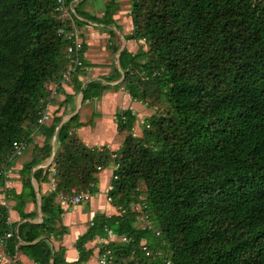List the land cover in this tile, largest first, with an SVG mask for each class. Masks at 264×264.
I'll use <instances>...</instances> for the list:
<instances>
[{"label": "trees", "instance_id": "trees-1", "mask_svg": "<svg viewBox=\"0 0 264 264\" xmlns=\"http://www.w3.org/2000/svg\"><path fill=\"white\" fill-rule=\"evenodd\" d=\"M71 1H77L78 28L89 22L120 30L113 19L117 0L107 2L101 17L81 10L86 0ZM55 3L0 0V172L13 142L28 145L34 129L44 136L19 170L22 192L4 191L21 218L34 217L23 212L34 195L32 179L48 181L49 173L33 169L51 156L53 138L56 143L55 187L40 198L41 223H21L17 235L5 239L16 225L7 223L8 210L0 204L6 252L19 251L35 264H69L64 249L47 242L68 232L55 199L96 194V175L117 164L107 195L123 212L95 213L76 240L78 259L71 264L86 263L92 253L85 244L106 238L108 230L129 240L106 245L118 264H163L141 252L143 241L171 264H264V0H130L132 31L123 37L142 46L134 54L120 52L119 69L101 81L121 80L112 87L155 109L141 138L132 133V110L116 113L117 128L125 133L116 151L88 149L72 132L82 126L78 113L62 124V115L54 114L50 124L36 126L45 84L60 81L69 66L68 41L58 30L70 28L57 18ZM82 61L84 69L71 76L81 105L111 89L100 80L82 86L76 77L89 66ZM162 103L170 109L165 116L156 107ZM137 204L152 229L137 228Z\"/></svg>", "mask_w": 264, "mask_h": 264}, {"label": "crops", "instance_id": "crops-1", "mask_svg": "<svg viewBox=\"0 0 264 264\" xmlns=\"http://www.w3.org/2000/svg\"><path fill=\"white\" fill-rule=\"evenodd\" d=\"M103 1V10L105 5L109 0ZM130 0H117L118 8L120 11L121 7H125V2ZM124 3V4H122ZM129 6H126V10L124 12H128L129 14ZM128 7V8H127ZM118 11V12H119ZM104 11H102L103 14ZM116 12V13H118ZM125 15V20L127 21L126 27L124 28V32L122 35V41H118L115 45L113 42L115 32L113 34H109V29L101 30L102 32L98 33H90L85 35V51L83 52V60L88 62L89 66L85 67V71L83 74L78 75L76 80L82 83L84 86L85 83L90 82L92 80H100L102 85L111 86V89L106 90L102 93L99 99L86 101L81 105V94L74 93L73 89V79L70 82L62 84L59 88L56 97L52 100L50 106V114L51 118L47 124L51 123L52 117L54 114L62 115V120L60 124L69 120L70 117L78 113V122L82 124L81 127L77 129H73L72 132L74 135L90 150L92 149H102L106 147L109 151H116L121 146L125 133L119 131L117 128L116 122V113L122 110L131 109L132 114L136 116V122L132 130L138 129L136 126L138 115L141 116V113H136L137 109L140 107L137 101H133L128 92L124 90L123 87L113 88L112 86L121 82V80L115 82H105L101 81V78L104 76H109L113 72V70H118V55L123 50L128 51L129 53H136L139 46H142L141 42H136L133 40L126 41L123 36L128 35L132 31V23L130 16ZM102 16V15H101ZM100 16V17H101ZM117 17L116 15H114ZM118 18H113L115 21ZM130 19V20H129ZM92 23H86L85 25L89 26ZM103 27V25H99ZM99 36L101 42L104 40V44H101L100 41L98 43H94L91 40L90 35ZM117 40V39H116ZM117 48V52H113V48ZM110 52L113 54V57L110 56ZM141 104V103H140ZM143 105V104H142ZM93 106V107H92ZM84 107V109H83ZM106 107L107 112L102 109ZM95 108V109H94ZM57 111V112H56ZM142 117V116H141ZM44 136L41 131L37 129L31 130L30 132V142L27 145L26 150L24 151L25 158H17L7 167V180L5 182V186L0 189V204L4 202V206L8 210V224H15L17 227L19 224L28 222L32 224H40L42 221V214L40 212V198L42 195H46L52 192V175H51V163L54 157V153L56 150L55 139L53 138L52 145V154L49 158L43 160L38 166H36L33 170L41 168L44 172L47 170L48 181H43V177L37 184L32 179L33 186V197L25 200V206L23 212L25 214L33 213L34 217L31 219L21 218L16 210H14L15 201L12 198H6L4 191L8 190L9 192H13L15 194H20L22 192V182L19 177V170L22 168L23 163L30 161L34 155L36 154V149L40 148L43 145ZM107 174L106 177H103ZM112 171L109 166L96 175L98 179V183L96 187L98 188V192L93 195L91 202L86 204L87 211L83 212V204L77 206H67V204L63 203L62 197L58 196L55 199V202L60 205V207L64 210V213L61 217L60 224L65 226L68 232L60 237L50 238L47 242L50 246L57 250L60 247L64 249V259L67 263L71 264L77 261L78 252L76 250V240L79 236L83 235L89 225L91 224L92 217L95 213H104L106 216L116 214L115 208L108 204L105 200V190L110 184L112 180ZM104 178V179H102ZM32 191H30L31 193ZM57 225L59 223L57 222ZM18 243H21L20 241ZM100 244L98 238L94 241L87 242L85 244V248L91 251V255L88 261L84 264H97L98 261V253ZM0 264H35L32 260L28 259L21 252L17 251L14 255L8 254L6 252L3 244H0Z\"/></svg>", "mask_w": 264, "mask_h": 264}, {"label": "built area", "instance_id": "built-area-1", "mask_svg": "<svg viewBox=\"0 0 264 264\" xmlns=\"http://www.w3.org/2000/svg\"><path fill=\"white\" fill-rule=\"evenodd\" d=\"M76 6L77 1H71V0H56L54 11L57 14V18L60 21H63L67 23L69 26V30L65 31L63 28L58 30L59 35H63L68 43L66 46V53L67 58L69 60V66L66 68V70L61 74L60 81L57 82H48L45 84V90H46V97L44 100H42V110L39 113V118L36 122L37 128L40 126L46 124L51 115H50V106L52 100L56 97V94L59 90V88L62 86V84L70 82L71 76L77 71L84 69L83 61H82V55H83V45L84 41L83 38L80 35V31L78 27L76 26V20H81L80 17H78L76 13ZM27 148V142L24 140L13 142L12 144V150L10 154L7 157V161L5 164L2 165V171L0 174L2 175V179L4 181V184L7 180V164L12 163L13 160L17 159L18 157H21L24 153V151ZM112 157H115L113 155ZM118 165H109V168L111 171H113L114 168H117ZM53 172V171H52ZM112 179H116L112 175ZM52 190H54V181L52 179ZM112 190L111 184L108 185V187L105 190V200L108 204H111V199L108 197V192ZM93 195H91L89 192H81L80 194L74 195L73 197L69 198L67 201L62 198L63 203L67 204V206H77L80 204H88L91 202ZM4 205V202L2 203ZM136 206V205H135ZM133 210L136 213H139V216H137V222L136 226L140 229H152L151 222L148 219V216L144 213H142L141 210V204H137L136 207L132 205ZM116 214H120L123 211H120V209L115 208ZM8 223V220H7ZM17 235V227H13L10 232L5 234V239H9L12 236ZM156 235H159V232H156ZM100 244L103 246V250L98 253V261L97 264H118L117 258L114 255L113 251H111L109 248L106 247V245L110 242H117V243H127L129 240L125 236L117 237L111 230L107 231V237L106 238H98ZM1 244V243H0ZM140 249L141 252L147 256L151 257L155 260H160L163 264H171L169 260L164 259V255L161 251L158 252H152L146 243L143 241L140 243Z\"/></svg>", "mask_w": 264, "mask_h": 264}, {"label": "rangeland", "instance_id": "rangeland-1", "mask_svg": "<svg viewBox=\"0 0 264 264\" xmlns=\"http://www.w3.org/2000/svg\"><path fill=\"white\" fill-rule=\"evenodd\" d=\"M122 4H124V3H122ZM124 5H125V7H121L120 11L119 12L117 11L118 13L115 14L117 17L113 16V18H118V16H121L120 19H116V21H115L116 25H118L120 27V30H118L114 26H110L109 27L115 32L114 39H113V42H114L115 45L117 44L118 41H122V35H123V32H124V30H123L124 28H122V27H126V23H127V21L125 20V15L128 14V12H126V11L124 12V9L126 10V6L129 5V1H126ZM81 10H83L84 12H87V13H89L91 15H94L96 17H100L102 15V11H103V1L102 0H86L81 5ZM129 15L130 14H128L127 16H129ZM109 28L100 27L99 24H91L89 26L84 24V25L80 26V28H78V29L81 32L82 38L84 39L85 35H88L90 33L91 34L92 33H98V32L100 33V32H102L101 30H107ZM90 37H91L92 42H94V43H98V41L101 42V40L99 39L100 38L99 36H96V35L93 34V35H90ZM101 44H104V40L101 42ZM141 44H142V42H141ZM110 56L113 57V54L111 52H110ZM146 100H147V102L151 101L150 98H148ZM138 105L140 107V112H139V109H137L136 113H141L142 117L138 115L137 124H136L138 129H137V131L136 130L135 131L132 130V133L136 137L141 138V136H142L141 134H142L143 130L147 129L146 125L147 124L150 125L149 118L154 113V109L155 108L152 109L148 105L146 106V105H144V104L142 105L140 103ZM156 107L160 111V114H162V116L167 115V113L170 110L169 106L167 104H165V103L156 104ZM83 109H84V107H83ZM102 110L107 112L106 107H104ZM150 128H151V126H150ZM19 158L24 159L25 155H22ZM103 169H105V168H102V170ZM106 176H107V174H105L103 177H106ZM102 179H104V178H102ZM139 189L143 190V185H140ZM80 193H81V191H79V192H77L75 194L73 193V194H71V196H64L63 198H64V200L67 201L69 198L73 197L74 195L80 194ZM136 206H134V207H136Z\"/></svg>", "mask_w": 264, "mask_h": 264}, {"label": "water", "instance_id": "water-1", "mask_svg": "<svg viewBox=\"0 0 264 264\" xmlns=\"http://www.w3.org/2000/svg\"><path fill=\"white\" fill-rule=\"evenodd\" d=\"M87 211V205L83 204V212L85 213Z\"/></svg>", "mask_w": 264, "mask_h": 264}]
</instances>
